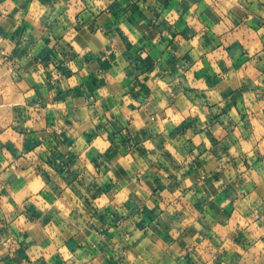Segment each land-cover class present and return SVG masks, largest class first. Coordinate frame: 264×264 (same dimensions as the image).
I'll list each match as a JSON object with an SVG mask.
<instances>
[{"label":"clouds","instance_id":"obj_1","mask_svg":"<svg viewBox=\"0 0 264 264\" xmlns=\"http://www.w3.org/2000/svg\"><path fill=\"white\" fill-rule=\"evenodd\" d=\"M25 2L28 4L26 13L22 6L12 0H6L4 5H0V24L7 22L8 13L13 8H19L14 18L16 27L20 26L22 19H26L36 30L33 33L29 29L24 34L21 47L28 45V35H35L39 46V37L47 33L43 23L50 22L62 7H66L69 11L66 18L60 17L57 31L62 33L67 29L65 40L76 51H81L74 41V36L78 35L74 31V12L82 10L87 15H99L111 0H21V5ZM250 2L251 0H219V5L225 9H243ZM259 3L264 5V0H259ZM258 14L264 16V11L258 10ZM251 19L252 16L248 15L245 25ZM120 27L128 34L131 44L140 47L137 43L140 33L136 28L131 25L125 27L123 22ZM11 31L15 32V28ZM250 32L249 29L244 34L247 36ZM101 33L102 29H98L89 47L81 51V56L84 52L98 50L94 43L96 39H99L101 47L113 43ZM251 36H264V28L251 33ZM120 40L119 36L115 37L116 42ZM13 46V42L0 36V49H3L0 50V127H7L10 122L16 128L39 130L42 125L35 120L9 121L8 110L13 107L28 109L30 99L40 100V97L35 96L32 84L44 85L46 72L52 73L53 84L58 82L59 88L67 90L79 86L84 72L74 62H69L67 66L74 75L68 80L56 72V61L47 69L42 64L27 67L34 49H29L26 57L9 61L8 54ZM113 50L116 60L112 69L105 74L107 79L104 87H97L94 93H85L89 96L88 99H77L69 95L51 109L59 123L57 132L67 131L68 138L73 141L71 148L62 138L57 142L49 136V140L45 142L44 137L40 136V147L31 153L21 154V159L12 168L8 167L10 160L0 161V193L6 190L9 193L7 197L0 196V203L3 204L0 208V232L4 229L8 232L7 236L0 235V264L6 252L16 259L15 252L19 244H30L34 239L38 240V244L26 251L29 260H19V264H29V261L35 264L41 256L44 257L45 264H51V257L56 253L61 255L64 264H101L103 259L109 257V249L119 264H176L178 257L183 255L179 248L181 241L187 244L185 251L190 252L200 264H215L217 257L220 258V264H230V257L235 253L245 257L248 264H264V99H261L264 96V84H260L259 80L255 81L259 85L258 90L247 94L244 105L233 108L225 117L221 110L228 101L220 93L228 86L227 81L235 74V70L230 71L220 85L207 86L193 78V72L202 68V64L197 63L192 67L184 64L175 75L167 66L161 67L158 64L155 71L141 74L135 65L121 57L122 44L119 49L114 47ZM206 51L208 50L201 49L199 45L195 47L192 52L193 60L199 62L200 56ZM147 55L145 50L143 59H147ZM259 55L264 57V52ZM81 63L87 71H100L95 64ZM252 63L264 66V60L259 57L253 58ZM185 68L188 71H184ZM213 69L219 76H224L215 64ZM129 72L132 73L131 76L128 75ZM145 76L149 77L150 95H145L137 84V78L142 84ZM204 79L205 77L201 78L202 81ZM133 88L135 92L132 91ZM41 92L46 95L44 89ZM136 94H139L138 98L132 99ZM245 113L247 116L242 119ZM217 114L221 115L223 126L212 119ZM197 116L198 122L191 127H186L183 132L174 131L182 122L187 125L189 117ZM114 124L117 127L122 125L125 134L129 131L133 137L140 134L139 143L129 145L128 155L124 154L119 139L114 141L111 138ZM51 131L46 129L45 134ZM209 131L219 137L221 144L227 142L229 151L228 154L221 152L220 159L211 156L210 151L205 152L204 159L222 175L218 182L213 181L212 188H207L206 185L204 187L209 192L215 189L217 193L234 187L235 191L228 194L229 199L225 203L235 201V215L232 220L223 215L213 218L199 213L188 219H173L178 210L187 209L193 202L196 186L203 185L205 175L201 171L199 177H185L190 164L185 151L186 141L197 137L199 133L198 139L211 150L212 145L205 136ZM170 132L173 133L172 136L169 135ZM5 139L7 135L0 137V141ZM136 148L147 149L146 158L141 157ZM109 150L116 154L112 160L105 155ZM54 152H63L65 156L68 152H73L79 157L78 163L73 168L65 167L62 174L57 170V165L63 167L59 160L49 166L48 161L53 158ZM167 153L172 154L176 164L183 165L179 171L173 172V161L167 158ZM0 154L7 155V149L2 144ZM93 160L98 162L99 168L92 164ZM121 161L126 165L127 177L117 174ZM149 162L168 167L169 173L178 178L180 186L177 197L171 203L165 201L161 205L163 215L159 221L140 229L136 226L140 217L126 206L130 201L136 203L137 198H141V204L148 201L144 185L145 173L153 171L148 167ZM18 168L24 170L17 171ZM155 171L159 173L161 169L156 168ZM16 180H22L23 183L16 184L13 188ZM8 200H14V205L9 204ZM85 201L88 205L87 212L84 210ZM33 203L38 204L44 214L39 221L31 224L27 221L29 213L26 208ZM220 207L222 209L224 205ZM105 208L127 217L119 227L110 230L113 234L111 243H108L106 237L80 239L90 223V212H103ZM187 215L188 212L185 211V216ZM197 216L200 222L197 221ZM46 217L59 221L58 227H42ZM163 223L169 225L167 239L156 235L161 231ZM189 226L197 229L195 237L186 232ZM26 230L28 239L24 241L23 234ZM69 236L77 239L82 247L69 251L66 243ZM45 237L49 239L48 248L39 245ZM237 238L241 243L235 247ZM197 239L203 243L197 244ZM102 245H107L104 252H100L98 248ZM89 248L97 249L95 257L90 254Z\"/></svg>","mask_w":264,"mask_h":264},{"label":"crops","instance_id":"obj_2","mask_svg":"<svg viewBox=\"0 0 264 264\" xmlns=\"http://www.w3.org/2000/svg\"><path fill=\"white\" fill-rule=\"evenodd\" d=\"M12 2L22 6L25 13L27 12V2L22 5L21 0H12ZM5 3L6 0H0V5ZM18 10L19 8H13L8 13L7 22L0 24V36H4L14 43L8 54L9 61L14 58L26 57L29 49H34L27 67H35L38 64H42L47 69L53 61H56V72L62 77L71 80L74 73L67 65L69 62H74L81 68L84 75L81 77L78 87L67 90L59 88L58 82L53 84L52 73L48 71L45 73L44 85L32 84L35 96L40 97V100L43 101L42 103L40 100L33 98L28 102V109L13 107L8 110L9 121L35 120L42 125L39 130L35 128H16L10 122L7 127H0V137L7 135V139L0 141L2 147L7 149V155L0 154V161L10 160L11 162L8 163L9 168H12V163L16 164L21 159V154L31 153L40 147V136L44 137L45 142L49 140V136L57 140V142L62 138L69 148L72 147L73 141L68 138L67 131L61 130L57 132L59 123L51 109L54 105L62 103L69 95L77 99L81 97L88 99L89 96L85 93H94L97 87H104L107 79L105 74L112 69L113 62L116 60V53L113 49L114 47L119 49L121 44L123 45L121 57L135 65L136 70L141 71V74L155 71L159 64L161 67L167 66L170 68L171 73L175 75L184 64L192 67L199 63L203 67L193 72V78L199 83L213 86L220 85L229 72L235 70V74L227 81L228 86L220 93L222 98L228 101L224 109L221 110L222 115L225 117L229 115L233 108H237L238 105H244L247 94L258 90L259 85H256L255 81L259 80L260 84H264V79H261V77H264V66L252 63V59L255 57L264 60V57L259 55L260 52H264V36H251V33L259 32L261 28H264V16L258 14V10L264 11V5L260 4L259 0H251L243 9H225L219 5V0H211V2H206V0H111V3H107L106 8L99 15L95 13L87 15L82 10L76 11L73 14V21L75 22L74 31L78 35L74 36V41L81 51L89 47V43L92 42V37H95L98 29H102L101 34L105 39L113 41V43L101 47L99 39H96L94 43L98 50L84 52L83 56H81V51H76L72 44L65 40L67 29L62 33L57 31L60 17L64 16L66 18V14L69 11L68 8L62 7L55 18L50 22L43 23L47 33H54V35L50 36L46 33L40 36L39 46H37L36 36L28 35L29 43L24 47H21L24 34L29 29H32L33 33L36 30L33 28L32 23L26 19H22L20 26L16 27L14 18ZM248 15H251L252 19L245 25ZM121 22L124 23L125 27H128V25L135 27L140 33L137 41L140 47H134L131 44L128 34L120 27ZM12 28H15V32L11 31ZM249 29L251 32L246 36L244 33L248 32ZM9 33H11L10 36ZM117 36L121 38L119 42L115 41ZM253 44H255V47H253ZM198 45L201 49L208 50L203 52L199 62L193 60L192 56L193 49ZM145 50L148 53L147 59H143ZM81 61L83 64H95L100 71H87L83 68ZM213 64L221 69L224 76H219L215 73ZM184 71H188V69L185 68ZM128 75L131 76L132 73L129 72ZM202 77H205L203 81L201 80ZM128 83H131V81H128ZM137 84L145 95H150L151 87L148 76L144 77L142 84L139 83L137 78ZM41 89H44L46 95H42ZM132 91L135 92V88ZM138 95H133L132 99H137ZM261 99H264V96ZM37 105L39 106L37 107ZM45 109H48V111H45ZM246 116L247 113L242 119L246 118ZM212 119L223 126L224 121L221 115H213ZM198 120V116L189 117L187 125L182 122L179 128L174 129V131L183 132L186 127H191ZM65 123L70 122L65 121ZM118 123L119 121H117ZM117 124L113 125L111 138L114 141L118 138L124 154L128 155L129 145L138 144L140 134L135 137L130 131L125 134L123 126L117 127ZM46 129H51L52 131L46 135ZM169 135L172 136L173 133L170 132ZM198 136L199 133H197V137L186 141L185 151L190 164L188 165V171L184 175L185 177L191 175L199 177L201 171H203L205 173L203 185L196 186V196L193 197V202L187 209L178 210L173 219H179L180 217L188 219L199 213L211 215L213 218L223 215L226 219L232 220L236 211L233 207L235 201L225 202L229 199L228 194L235 191L234 187H229L219 193L215 189L209 192L204 187L206 185L207 188H212L213 181L218 182L222 175L210 165L208 160L204 159L205 152L210 151L211 156L220 159L221 152L228 154L229 144L227 142L221 144L219 137L209 131L205 133L208 143L212 145V149L209 150L198 139ZM136 151L141 157L146 158L147 149L136 148ZM197 152L198 155L196 154ZM105 155L109 160H112L116 154L109 150ZM40 158L43 159V157ZM167 158L173 161L171 166L173 172H177L183 167V165L175 163V158L171 153H167ZM78 159V155L73 152H68L67 156L63 152H54L53 158L48 163L49 166H52L59 160L63 167L57 165V170L63 174L64 168L75 167ZM92 164L99 168L97 161L93 160ZM148 167L153 169L151 173H145L146 182L144 188L148 194V201L141 204L139 203L141 198H137L136 203L130 201L126 206L133 211L134 215L140 217L136 225L140 229L155 225L159 221L163 215L161 205L165 201L171 203L172 199L177 197L180 186L178 178L169 173V168L163 164L157 165L149 162ZM233 167H235V164H233ZM156 168L161 169V171L157 173L155 171ZM23 170V168L17 169V171ZM117 174L127 177L126 165L123 161L118 165ZM22 183V180H16L13 188H15L16 184ZM201 193L203 194L201 195ZM8 194L6 190L0 193V196L7 197ZM7 202L14 205V200H8ZM221 205H224L222 209ZM2 207L3 204L0 203V208ZM84 210L88 211L86 201L84 202ZM185 211L188 212L187 216H185ZM26 212L29 213L27 221L31 224L39 221L44 214L41 212L39 205L35 203L29 204ZM124 219H127V217H122L108 208H105L103 212L93 210L90 212V223L87 224L80 239L85 237H106L110 244L113 238L110 230L119 227ZM197 221L200 222L199 216H197ZM53 225L58 227L59 221H53L50 217H46L41 226L47 228ZM169 231V225L163 223L161 231L157 232L156 235L167 239ZM186 232L192 237L197 235V229L193 226H189ZM0 235L7 236V229L0 232ZM13 235H15L14 229ZM16 238L19 239V236ZM23 239L24 241L28 239L27 230L23 234ZM66 243L69 251H75L77 248L82 247L79 241L72 236L68 237ZM196 243L201 244L203 241L197 239ZM240 243V239L237 238L234 246L238 247ZM37 244L38 240L36 239L32 240L30 244L21 242L15 252L16 259H13L6 252L2 264H19V260H29L26 251ZM39 245L48 248V237L39 242ZM106 247L107 245L98 246L100 252H104ZM179 248L183 255L178 257L176 264H200L199 261L193 259L190 252L185 251L187 244L184 241H181ZM89 251L93 257L97 255V249L89 248ZM29 264H32V262L29 261ZM35 264H45L44 257L41 256ZM51 264H64L59 253L51 257ZM101 264H119V262L114 255H111V250L109 249V257L103 259ZM215 264H220L219 257H217ZM230 264H248V260L239 253H235L230 257Z\"/></svg>","mask_w":264,"mask_h":264},{"label":"built area","instance_id":"obj_3","mask_svg":"<svg viewBox=\"0 0 264 264\" xmlns=\"http://www.w3.org/2000/svg\"><path fill=\"white\" fill-rule=\"evenodd\" d=\"M14 165H15V163H12V164H11V167H13Z\"/></svg>","mask_w":264,"mask_h":264}]
</instances>
